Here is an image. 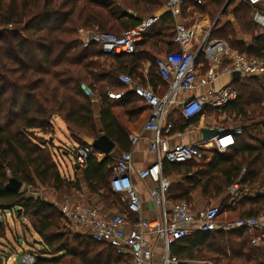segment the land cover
<instances>
[{"label": "trees", "instance_id": "1", "mask_svg": "<svg viewBox=\"0 0 264 264\" xmlns=\"http://www.w3.org/2000/svg\"><path fill=\"white\" fill-rule=\"evenodd\" d=\"M167 2L0 0V246L14 250L8 239L11 229L4 220L10 213L25 219L43 243V250L33 255V264H130L109 245L95 243L86 235L63 233L61 221L66 220L53 204L25 192L10 191L6 186L13 178L24 186L81 191L79 181L61 175L48 145L35 134H53L55 117L82 145L84 139L96 140L106 135L119 148L124 147L129 132L116 118L109 93L125 90L117 80L119 75L143 78L145 64L150 65L151 82L163 81L156 60L179 51L174 44L175 21L169 14L161 17L145 33L133 55H107L94 44L83 48L80 31L121 35L160 11ZM235 2L231 0L225 7L226 0H185L182 15L195 20L207 16L212 21L220 17L211 39L225 42L231 50L250 59L264 60V31L253 20L255 11L264 12V8L246 2L235 6ZM230 13L234 22L222 23L221 19ZM199 60L202 62V58ZM82 85L89 88L94 98L85 94ZM233 86L239 97L223 114L227 116L225 124L233 120V126L242 129L235 146L224 154L205 151L201 161L166 163L164 167L185 177L183 183H172L171 203L192 206L198 193L207 200L221 199L220 222L256 218L264 213V191L253 193L257 187L264 190V81L250 77ZM118 103L132 112L131 122L137 123L147 112L132 92H126ZM197 121L194 118L180 129ZM114 165L111 156L102 161L91 156L83 179L91 194L122 212L127 209L126 204L110 187ZM236 184L240 186L241 199L229 207L227 190ZM223 216L230 218L223 220ZM263 236L264 231L249 229L198 235L176 244L175 254L181 260L215 264H264ZM191 239H195L193 243L186 242ZM0 253L2 264L8 254L5 250Z\"/></svg>", "mask_w": 264, "mask_h": 264}, {"label": "built area", "instance_id": "2", "mask_svg": "<svg viewBox=\"0 0 264 264\" xmlns=\"http://www.w3.org/2000/svg\"><path fill=\"white\" fill-rule=\"evenodd\" d=\"M228 1L231 0H226ZM236 1L246 2L253 7L264 3L263 0ZM184 3L185 0H168L165 8L170 15L178 17L181 15ZM160 18L161 16L156 13L121 35L80 31L82 47L88 48L94 44L107 55H133L137 46L144 40L145 33L158 24ZM253 20L264 31V12L256 10ZM199 38H202L201 41ZM174 44L179 47V51L163 55L156 60L160 76L167 84L164 95H159L147 81L136 82L128 75H119L117 79L148 109L150 116L144 129L155 134L149 145L150 152L156 156V163L151 169L137 170L132 152L121 154L112 169L110 181L112 192L120 196L126 204L129 215H135L138 219L134 220L129 215L119 212L107 217L94 207L71 209L64 205L61 208L64 219L73 227L80 229L82 235L88 236L95 243L111 246L117 255L129 259L130 264H155L158 243L162 244L160 264H213L204 260H181L171 253V249L179 242L198 235L228 233L243 229L264 231V213L256 218L220 222L222 214L220 205L196 210L185 202L171 203L169 191L172 183L162 173L165 163L184 164L201 161L204 152L208 150L224 154L235 146L236 138L242 135L240 127H221L218 129L219 135L211 143L171 145L170 139L175 124L168 122L167 119L172 108L178 107L182 116L186 120H191L205 111H223L238 99L239 92L232 83L218 89L212 88L200 96L181 101L177 100L178 95L204 89L225 74L232 76L239 72L240 80L264 76V60L250 59L241 55L231 50L225 42L211 39L210 33L198 37L197 29L185 24L176 25ZM201 58L202 62L199 60ZM81 87L88 97L94 98L86 85ZM123 96L124 93H109V98L115 101ZM93 102L97 101L93 100ZM128 139L132 148H135L141 140V135L133 133ZM72 153L75 165L83 172L88 168V161L93 156L94 149L90 145H81L75 147ZM134 178L140 181L154 179L156 187L151 189L150 197L160 213L157 220L140 218L142 201ZM239 192V184L229 188V207L235 206L236 201L241 199ZM27 196L34 198L32 195ZM253 244L257 246L258 242L253 241ZM34 261L33 255H27L21 259V264H33Z\"/></svg>", "mask_w": 264, "mask_h": 264}, {"label": "crops", "instance_id": "3", "mask_svg": "<svg viewBox=\"0 0 264 264\" xmlns=\"http://www.w3.org/2000/svg\"><path fill=\"white\" fill-rule=\"evenodd\" d=\"M237 4H239L238 1L235 2V6H237ZM261 7L264 8V5L262 4ZM182 12L183 11H181V15L178 17H173L171 15L175 21V27L178 24H185L189 27L196 28L197 31L199 30L200 35H198V37L199 36L203 37L207 33H210V35H211V32L214 29L213 25L215 24L216 21H212V20H210L209 17L206 16L203 18L196 19L194 22L195 24H190V23H188L189 16L186 19L183 18ZM157 14H159L161 17L168 15V14L170 15V13L167 11L165 6L160 11H158ZM221 20H222V23L234 22V17L232 15V13H230L226 18H223ZM201 39L202 38H199V41H201ZM144 67H145L144 72L142 74L143 78L139 77L141 79L136 80V82L141 81V82L145 83L147 81V83H149V85L154 90H156V92L159 95H164L166 90H167V84L164 81L160 82L158 80H153L154 82L153 81L151 82L149 80V77H148L150 65L145 64ZM133 78L135 79V76ZM232 83H233L232 76L227 75V74L221 75L220 77H218L216 79V81L212 85L207 86L204 89H197V90L191 91L189 93H180L177 97V100L181 101L185 98L197 97V96H200L201 94H203L204 92H206L212 88L218 89V88H221L225 85L232 84ZM123 87L125 90L122 92H119V93L110 92V93H114V94L124 93V95H125L126 92H131L126 86L123 85ZM112 101H113V112H114L116 118L118 119L119 123L124 128H126V130H128L129 135L133 134V133L140 134L141 140L139 141V143L137 144V146L135 148H132L129 139H127L124 147L121 149L116 145V148L114 149V151L111 153L110 156L113 158V160L116 163L117 159L121 156V154H123L125 152H132L133 162H134V165H135L137 170L141 171L144 169H151L156 163V156L150 152L149 145H150V142L155 138V134L151 131H146L144 129V126H145V124H146V122L150 116L148 109L146 108L147 112H145L141 117H139V121L137 123L131 122L129 120V117L131 116L132 112L131 111H130V113L127 112V110L125 108H123L122 105H120L118 103L119 100H117V101L112 100ZM177 108L178 107L171 109V111L168 115V119H167L168 122L175 124V128L173 130V134H172V137L170 139L171 145H179V144L193 145V144H203V143L208 144V142H205L202 138V134H201L202 129H217L218 130L221 127H225V128L234 127L233 124H225L226 115L223 114V111H221V112L205 111L202 114H199L197 117H195L198 119V121L196 123L190 124L189 126H187V128L185 130H181L180 129L181 126H184L186 123L187 124L190 123V121L193 119L186 120L182 116V114L180 113L179 109H177ZM58 119H60V118H58ZM55 124H56L55 121H53L54 133H58V131L61 133V138H57V139H58V142L61 144V147L62 146L65 147V149H61V151L63 153L62 157L68 156L70 153L67 149H69V148H66L65 143H71L72 145H74L73 149L75 147L81 146L82 144L72 136L71 132L68 130V127L66 126V124L62 120H61V130L57 131ZM92 141H93L92 139H84L83 140L85 145H90V146H91ZM211 142L212 141H209V143H211ZM208 151H211V150H208ZM92 157H96L99 161H102L106 158L104 155H102L101 153H99L95 150H94V154ZM165 165H166V163L163 166V170H162L163 175L165 177H167L168 179H170L171 183H173V184L174 183L175 184L183 183L182 181L185 179V177L184 176H178L176 174H172L171 173L172 169L170 170L169 167L164 168ZM81 175L83 176L82 171H75L74 174H68L67 176L64 177L65 179H68V180H71L74 182L76 181V179H78V181L81 184L82 189H81V191L77 192V195L74 198H72L70 202H68L66 204L63 203L62 204L63 206L67 205L71 209L84 208V207H94L98 211H100L103 215H105L107 217H112L117 212H121V210H118L115 206L106 205L101 200L95 199L96 196L91 194L88 191L86 184L84 182V179ZM134 183H135L136 189H137V191L141 197V201H142V212H141L140 218H142L144 220H150V221L157 220L160 216V213H159L158 209L155 207V205L152 202L151 197H150L151 189L156 187L154 179L148 178L144 181H140L138 178H134ZM203 201L204 200L199 193L194 195L193 201H192L193 208L196 210L205 209V208H203V206H201ZM121 213L124 215H129V212L127 211L126 208H124ZM129 216L131 218H133L134 220L136 219L135 215H129ZM81 230H82V228H81ZM194 240L191 239L190 241H186V242L193 243ZM176 246L177 245H174L172 247L171 253L174 256L178 257L175 254L178 251ZM161 251H162V244L158 243L157 247H156L155 264H160V261H161L160 257L162 254ZM180 256H181V254L179 255V257ZM213 264H215V263H213Z\"/></svg>", "mask_w": 264, "mask_h": 264}, {"label": "rangeland", "instance_id": "4", "mask_svg": "<svg viewBox=\"0 0 264 264\" xmlns=\"http://www.w3.org/2000/svg\"><path fill=\"white\" fill-rule=\"evenodd\" d=\"M194 22H195V18L189 17L188 23L195 24ZM258 31L260 33V30ZM112 33L116 35H120L119 33H116V32H112ZM197 34L200 35L199 30L197 31ZM246 40L249 41V39H246ZM259 78L260 80L264 81V76H261ZM138 79H141V78H139L138 76H135V80H138ZM138 104L142 105L140 101ZM95 109H96L95 110L96 114H98L97 107ZM225 118H227V116ZM53 121H55L56 123L55 126H56L57 131L61 130V120L58 119V117H55ZM233 123H234L233 120L228 121V124H233ZM35 134L37 135L39 139L42 140L41 141L42 143H46L48 145L47 148L49 149V151L53 153L54 160L57 166L59 167L61 175L65 177L68 174H74L75 173V169H74L75 160H74L73 153H72L74 145H72L71 143H65L66 148H69L67 150L69 151L70 154L68 156L62 157L63 153L61 149H65V147L64 146L61 147V144L58 142L57 138H61V133L59 131L58 133H53L51 135H43L39 132H36ZM256 135H259V134L257 133ZM76 181H78V179H76ZM261 190H262L261 187H257L253 191V193H255L256 191H261ZM21 192H25L26 195H32L34 198H38V199H41L43 201L53 204L60 212L63 206L62 204L63 203L66 204L70 202L71 199L77 195L78 191L74 188H69L64 191L57 192L55 189L51 187H42L41 185H37V186H24L23 185ZM95 196H96L95 199H98L104 202L100 196H97V195ZM226 197H230L229 189L227 190ZM203 200L204 201L202 202V205H201L203 206V208H208L214 205H220L222 208L221 199L220 200H207L203 198ZM226 217H229V216H223V220H226ZM4 220H6L5 222H7L8 226L11 229V232H9L8 234V239L11 241L14 250L11 249L10 246L8 247L0 246V250H5L6 253L8 254L7 259H5L2 264H21V259L24 258L25 256L34 255V253L37 254L43 250L41 246H39L38 243L35 242V241H41L40 237L32 230L29 223L25 219L20 220L19 218L16 217V215L11 216V214L8 213ZM227 220L229 219L227 218ZM61 228H62L63 233L70 234L71 236L82 235V232L80 231V229H78L77 227H73L67 221H63V220L61 221ZM1 255L2 254L0 253V256Z\"/></svg>", "mask_w": 264, "mask_h": 264}, {"label": "water", "instance_id": "5", "mask_svg": "<svg viewBox=\"0 0 264 264\" xmlns=\"http://www.w3.org/2000/svg\"><path fill=\"white\" fill-rule=\"evenodd\" d=\"M229 2L230 1L227 2L225 7L228 5ZM218 20L220 19H217V21L213 25V28L216 26ZM232 78H233V83H237L241 79V74L239 72H236L232 75ZM201 134L203 140L205 142H209L219 135V131L217 129H202ZM91 146L95 151L101 153L105 157L110 156L111 153L116 148V145L106 135H102L98 139L93 140L91 142ZM74 169L75 171H79V167L77 165H75ZM6 187L10 191L19 193L23 187V183L19 182L16 179L11 178ZM35 242L38 243L39 246L43 245L41 241H35Z\"/></svg>", "mask_w": 264, "mask_h": 264}]
</instances>
